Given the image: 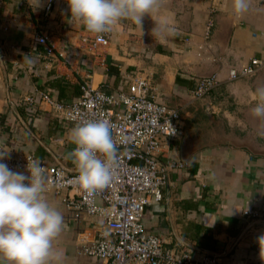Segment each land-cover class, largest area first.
Listing matches in <instances>:
<instances>
[{
	"label": "crops",
	"instance_id": "0c3cea01",
	"mask_svg": "<svg viewBox=\"0 0 264 264\" xmlns=\"http://www.w3.org/2000/svg\"><path fill=\"white\" fill-rule=\"evenodd\" d=\"M47 1L37 7L38 0H0V150L78 171L70 157L77 124L39 94L49 91L70 103L80 97L84 80L118 93L127 89V76L139 73L158 100L182 112L183 134L163 141L159 159L192 162L172 171L164 198L147 206L146 228L163 236L168 248L216 255L222 264H264L258 243L264 235V118L252 114L264 71L229 77L232 68L264 58V0H247L243 14L234 13L233 0H156L142 25L127 18L113 25L101 53L83 43L85 27L70 16L67 0H55L49 14ZM211 16L215 24L206 38ZM40 31L49 37L47 45L37 42ZM215 72L218 85L196 97L198 79ZM28 95L38 101L33 107L21 104ZM42 196L64 220L53 241L59 254L53 264L98 263L81 248L95 238L101 219L74 217L65 194L53 189ZM252 208L260 215L246 216Z\"/></svg>",
	"mask_w": 264,
	"mask_h": 264
},
{
	"label": "built area",
	"instance_id": "2783aa9c",
	"mask_svg": "<svg viewBox=\"0 0 264 264\" xmlns=\"http://www.w3.org/2000/svg\"><path fill=\"white\" fill-rule=\"evenodd\" d=\"M54 1H47L46 14L52 11ZM214 24L211 16L206 38L210 37ZM111 36L112 29L96 34L84 28L82 41L91 51L101 53L110 45ZM36 40L47 45L49 37L40 31ZM262 71L264 58H252L243 67L232 68L229 77L237 80ZM218 83L217 72L204 76L198 79L193 94L203 97ZM125 85L127 89L110 94L94 86L91 80H84L80 97L70 103L57 99L49 91L39 94L41 101L77 125L98 119L110 122L116 159L113 180L106 188L89 193L73 183L78 171H69L59 162L50 164L31 153L8 154L3 162L13 171L27 174V163L39 161L47 178L45 188L65 194L64 201L74 217L93 215L101 219L102 226L95 238L81 248L83 254L98 261L96 264H222L216 255L168 248L163 236L146 228L147 206L164 198L172 171L189 169L192 162L172 158L164 164L158 155L165 139L183 134L181 110L158 100L151 92L150 81L139 73L127 76ZM37 102L34 95H28L21 104L33 107ZM245 215L256 217L260 211L247 209Z\"/></svg>",
	"mask_w": 264,
	"mask_h": 264
},
{
	"label": "clouds",
	"instance_id": "9594fccd",
	"mask_svg": "<svg viewBox=\"0 0 264 264\" xmlns=\"http://www.w3.org/2000/svg\"><path fill=\"white\" fill-rule=\"evenodd\" d=\"M40 0H38L37 7ZM70 16L91 33L110 31L120 19L127 18L142 25L156 0H67ZM247 0H233V11L243 14ZM160 31L158 26L153 33ZM257 103L252 114L264 118V87L256 90ZM76 145L70 154L78 168L73 183L94 193L113 180L116 145L107 119L89 120L70 132ZM8 152L0 150V264H53L59 254L53 252V241L62 231V214L42 196L47 178L39 161L27 163L26 171H13L3 162ZM103 156L104 159H101ZM264 247V235L258 238Z\"/></svg>",
	"mask_w": 264,
	"mask_h": 264
}]
</instances>
